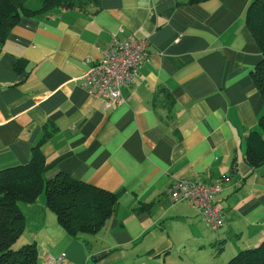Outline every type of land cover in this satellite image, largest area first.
<instances>
[{
	"label": "crops",
	"instance_id": "1",
	"mask_svg": "<svg viewBox=\"0 0 264 264\" xmlns=\"http://www.w3.org/2000/svg\"><path fill=\"white\" fill-rule=\"evenodd\" d=\"M250 1L100 0L96 14L63 9L10 30L0 45V169L29 162L46 137V179L63 172L123 190L88 247L41 195L21 202L22 242L36 244L38 264L63 252L62 264H228L264 240V165L245 162V137L264 114L250 77L261 59L245 25ZM128 35L149 40V59L122 88L123 103L106 106L82 77L111 37ZM177 179L224 180L220 229L169 199ZM139 202L150 211L134 213Z\"/></svg>",
	"mask_w": 264,
	"mask_h": 264
},
{
	"label": "trees",
	"instance_id": "2",
	"mask_svg": "<svg viewBox=\"0 0 264 264\" xmlns=\"http://www.w3.org/2000/svg\"><path fill=\"white\" fill-rule=\"evenodd\" d=\"M31 1L0 0V45L21 19H46L71 8L93 15L101 8L100 0H38L34 6ZM205 1L208 0H174V6ZM245 25L261 53L250 77L264 103V0L250 1L245 11ZM46 140L44 137L32 148L29 162L0 169V264H38L34 242L15 248L25 229V216L19 202L33 203L44 194L45 207L55 215L61 229L87 247L89 242L85 236L103 229L119 207L122 189L104 190L63 172L46 179V157L41 149ZM245 162L252 169L264 165V114L258 117L256 126L245 137ZM235 172L233 166L231 173ZM150 208L151 203L139 202L133 211L149 212ZM228 264H264V240L255 247L239 251Z\"/></svg>",
	"mask_w": 264,
	"mask_h": 264
},
{
	"label": "built area",
	"instance_id": "3",
	"mask_svg": "<svg viewBox=\"0 0 264 264\" xmlns=\"http://www.w3.org/2000/svg\"><path fill=\"white\" fill-rule=\"evenodd\" d=\"M148 45V39H138L133 35L111 37L101 57L93 62L88 61L82 87L93 96L104 98L106 106L123 103L121 90L133 82L141 66L148 61ZM222 187L221 180L205 183L177 179L169 186L167 195L172 202L186 201L191 204L202 220L212 230H217L225 218L223 204L216 198ZM64 260L63 252L57 256H46L42 264H62Z\"/></svg>",
	"mask_w": 264,
	"mask_h": 264
},
{
	"label": "rangeland",
	"instance_id": "4",
	"mask_svg": "<svg viewBox=\"0 0 264 264\" xmlns=\"http://www.w3.org/2000/svg\"><path fill=\"white\" fill-rule=\"evenodd\" d=\"M37 3H38V0H32V1H31V5H32V6L37 5ZM41 197L44 198V194H41ZM19 204H20V202H19ZM51 214H52V216H54L53 213H51ZM220 228H221V227H219L218 229H220ZM23 239H25V235H22V236L20 237L18 243L15 244V248L20 247L21 244H23V243H28V242H22Z\"/></svg>",
	"mask_w": 264,
	"mask_h": 264
},
{
	"label": "water",
	"instance_id": "5",
	"mask_svg": "<svg viewBox=\"0 0 264 264\" xmlns=\"http://www.w3.org/2000/svg\"><path fill=\"white\" fill-rule=\"evenodd\" d=\"M188 203V202H187Z\"/></svg>",
	"mask_w": 264,
	"mask_h": 264
}]
</instances>
